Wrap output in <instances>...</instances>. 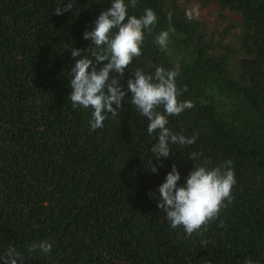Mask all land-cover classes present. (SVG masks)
I'll return each instance as SVG.
<instances>
[{
  "label": "trees",
  "instance_id": "1",
  "mask_svg": "<svg viewBox=\"0 0 264 264\" xmlns=\"http://www.w3.org/2000/svg\"><path fill=\"white\" fill-rule=\"evenodd\" d=\"M60 3L0 0V255L11 246L24 264H264V0L129 7L138 17L153 9L157 23L120 83L126 89L133 69H178V100L194 105L166 126L196 133L195 144H170L155 173L146 164L157 163V134L147 133L130 97L93 131L92 109L73 108L68 96L79 58L71 48L91 58L95 46L83 32L111 0H74L72 11L56 15ZM169 12L176 32L162 50L154 38L168 28ZM192 152L208 167L233 161L236 184L231 204L188 236L170 226L157 200L173 163L184 183ZM42 240L52 244L49 254L27 251Z\"/></svg>",
  "mask_w": 264,
  "mask_h": 264
},
{
  "label": "clouds",
  "instance_id": "2",
  "mask_svg": "<svg viewBox=\"0 0 264 264\" xmlns=\"http://www.w3.org/2000/svg\"><path fill=\"white\" fill-rule=\"evenodd\" d=\"M137 3L138 0H129V3L125 0H111L110 6L100 11L93 21L94 27L91 31L86 29L83 32V39L90 40V45L95 46L90 49L91 58L84 55L85 50L71 48V57L79 58L75 59L74 66L70 69L72 78L68 96L73 108L92 109L89 127L93 131L102 128L108 116L120 115L122 103L126 97H130V103L147 120V133L157 134V141L151 148L157 163L153 164L150 159L146 164L149 170L155 173L157 165L163 166L160 158H169L172 155L170 144H195L196 133L186 137L171 132L166 126L169 116L179 115L194 105L190 100H178L180 91L175 84L178 69L166 70L158 66L154 76L145 74L140 69H133L126 81V89L120 83L133 58L142 54L141 45L144 42L145 30L150 32L157 23V15L151 8H145L139 17L130 15L129 7L136 8ZM73 7L74 0H67V3L61 0L60 5L54 9V14L63 15L72 11ZM194 11L195 9L186 11L188 19H193ZM167 19L168 28L160 31L154 38V43L162 50L167 47L170 34L176 32L172 26L171 12L168 13ZM101 64L98 68L97 65ZM110 73L116 75L110 76ZM127 92L131 95L128 96ZM161 107L163 111L158 110ZM189 156L195 160V165L184 183L178 185L180 173L175 163L171 165V170L158 186L157 207L166 212V218L173 229L182 226L185 233L191 236L200 231L202 226L215 220L220 210L231 204L232 188L236 179L231 160L208 167L207 161L199 162L202 153L192 152ZM148 195L154 197L155 194L149 190ZM51 250L52 244L47 240L34 242L27 248L29 253L39 251L49 254ZM25 258L11 246L0 255L3 264H17L18 260L20 264H24ZM245 264H252V261L246 260Z\"/></svg>",
  "mask_w": 264,
  "mask_h": 264
}]
</instances>
